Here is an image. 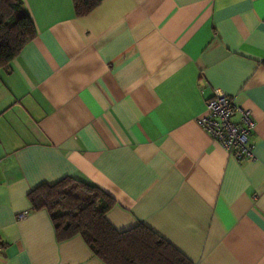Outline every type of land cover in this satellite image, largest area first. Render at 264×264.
Listing matches in <instances>:
<instances>
[{"label": "crops", "instance_id": "crops-1", "mask_svg": "<svg viewBox=\"0 0 264 264\" xmlns=\"http://www.w3.org/2000/svg\"><path fill=\"white\" fill-rule=\"evenodd\" d=\"M22 2L35 34L0 68V264H106L31 209L65 177L191 264H264V0ZM214 89L251 111L252 160L198 124Z\"/></svg>", "mask_w": 264, "mask_h": 264}, {"label": "trees", "instance_id": "trees-1", "mask_svg": "<svg viewBox=\"0 0 264 264\" xmlns=\"http://www.w3.org/2000/svg\"><path fill=\"white\" fill-rule=\"evenodd\" d=\"M100 0H73L84 16ZM35 34L22 0H0V68L5 67ZM32 210L49 213L57 240L80 235L91 252L106 264H191L148 227L139 224L118 231L106 219L114 200L102 189L73 177L41 184L29 193Z\"/></svg>", "mask_w": 264, "mask_h": 264}, {"label": "built area", "instance_id": "built-area-1", "mask_svg": "<svg viewBox=\"0 0 264 264\" xmlns=\"http://www.w3.org/2000/svg\"><path fill=\"white\" fill-rule=\"evenodd\" d=\"M206 114L197 119L198 124L237 161H248L255 157L251 134L254 130V119L251 111L238 106L225 93L214 89L206 100ZM239 121H233L235 114ZM21 212L18 218L25 216Z\"/></svg>", "mask_w": 264, "mask_h": 264}]
</instances>
